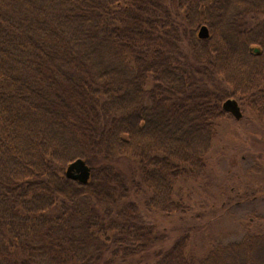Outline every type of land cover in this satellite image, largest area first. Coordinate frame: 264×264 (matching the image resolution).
<instances>
[{"label":"trees","instance_id":"obj_1","mask_svg":"<svg viewBox=\"0 0 264 264\" xmlns=\"http://www.w3.org/2000/svg\"><path fill=\"white\" fill-rule=\"evenodd\" d=\"M228 98L264 127V0H0V264H264L142 212L185 219Z\"/></svg>","mask_w":264,"mask_h":264},{"label":"rangeland","instance_id":"obj_2","mask_svg":"<svg viewBox=\"0 0 264 264\" xmlns=\"http://www.w3.org/2000/svg\"><path fill=\"white\" fill-rule=\"evenodd\" d=\"M241 110V119L230 114L221 120L206 176L179 181L177 198L189 208L185 219L142 211L169 239L192 226L188 252L200 258L218 243L242 241L258 225L264 228V127L249 108ZM229 200L232 205L225 206Z\"/></svg>","mask_w":264,"mask_h":264},{"label":"water","instance_id":"obj_3","mask_svg":"<svg viewBox=\"0 0 264 264\" xmlns=\"http://www.w3.org/2000/svg\"><path fill=\"white\" fill-rule=\"evenodd\" d=\"M209 36V28L206 25L201 26L199 30V37L201 39H206ZM255 51L258 52L259 49L256 48ZM223 108L226 112L232 114L236 119H241L243 116L241 106L235 98H228L223 103ZM66 176L81 183H88L91 176V167L85 160L78 158L68 165L66 169Z\"/></svg>","mask_w":264,"mask_h":264}]
</instances>
